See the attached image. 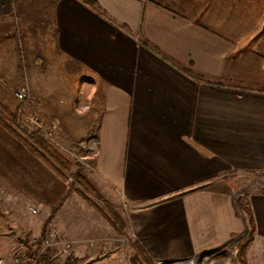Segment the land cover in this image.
Masks as SVG:
<instances>
[{
    "label": "crops",
    "instance_id": "obj_1",
    "mask_svg": "<svg viewBox=\"0 0 264 264\" xmlns=\"http://www.w3.org/2000/svg\"><path fill=\"white\" fill-rule=\"evenodd\" d=\"M34 1L0 0V51L17 48V19L49 18L39 59L84 81L94 180L129 205L132 240L154 262L238 264L232 244L249 226L239 201L255 226L247 264H264V189L251 177L264 170V0ZM4 133L0 240L12 241L61 183ZM66 201L56 229L88 263L100 219L84 202L65 218Z\"/></svg>",
    "mask_w": 264,
    "mask_h": 264
},
{
    "label": "rangeland",
    "instance_id": "obj_2",
    "mask_svg": "<svg viewBox=\"0 0 264 264\" xmlns=\"http://www.w3.org/2000/svg\"><path fill=\"white\" fill-rule=\"evenodd\" d=\"M35 1L33 5L36 4L37 1ZM21 19H17L16 33L12 37V40L16 39L19 42L17 48L15 46L13 49H7L11 56H6L5 49L0 51V116L22 135L40 131L41 135L69 160L70 164L64 171L67 179L63 180L59 177L61 183L59 200L51 204L50 199L45 197V204H50L45 210L29 213V224L25 227L27 229L11 227L9 232L13 231L12 233L18 235L14 236L12 241L0 240V253L9 256L18 248L30 253L40 252L39 244H34L32 238L45 234L47 229L53 228L58 231L55 214L67 199L69 211L65 218L70 215L75 217L80 215L81 213L73 210H75L76 202H84L92 208V212L99 217L102 225L99 230L92 232L91 235L94 237H90L88 241V263L84 260L86 256H76L72 251L70 261L73 264H148L127 228L126 214L129 205L118 201L112 193L102 192L94 180L92 158L96 152V138L94 129L85 130L83 125L85 112L89 107L84 94L86 87H80L84 81L71 79L70 72H73L76 67L70 63L55 66L44 64L39 59L38 54L47 43V35L44 32L49 18L44 19L40 12L34 11L28 18L29 23L23 24ZM18 91L24 92L25 96L19 98ZM4 135L14 137L8 131ZM83 145L85 148L82 147ZM2 146L0 142V156L4 155ZM60 146L72 155L68 152L69 155L66 154ZM75 156L86 157L83 163L88 167L80 164ZM4 163L5 161H0V164ZM78 164L83 167L82 174L97 190L96 194L85 190L75 181L74 174L79 167ZM251 177L254 179L255 172L251 174ZM249 189L251 190L250 187ZM77 190H80L102 212L87 203ZM62 198H64L62 203L56 208ZM65 212L66 209H63V214ZM63 214L59 215L58 221L64 222ZM63 237L69 239L67 236ZM237 240L232 244L235 248ZM228 259H233L232 255H228L226 261H229ZM233 260L236 261L235 257ZM167 264L176 263L168 262Z\"/></svg>",
    "mask_w": 264,
    "mask_h": 264
},
{
    "label": "trees",
    "instance_id": "obj_3",
    "mask_svg": "<svg viewBox=\"0 0 264 264\" xmlns=\"http://www.w3.org/2000/svg\"><path fill=\"white\" fill-rule=\"evenodd\" d=\"M91 1V0H88ZM93 3V2H92ZM7 36H0V42L5 40ZM0 125L8 131L10 134H12L17 140H19L26 148L27 150L36 156L37 158L41 159L49 168L52 169V171L61 179L66 180L67 176L64 172L69 167V160L62 155V153L59 152L55 147L52 146V144L43 136L41 135L40 131L36 130L33 132H30L29 134L22 135L21 133L17 132L9 123H7L1 116H0ZM78 169L76 170L74 177L75 181L80 184L85 190L90 191L93 194L97 193V190L95 187L91 184V182L88 180L87 177H85L82 174L83 167L78 164ZM77 193L90 205L98 209L100 212H102L98 206H96L89 198H87L80 190H77ZM62 198L58 204L56 205V208L62 203ZM239 206L245 211L248 219V229L246 230L244 236L237 240L236 243V253H235V259L238 262V264H247L246 261V249L249 245V243L253 239L254 235V222L251 215L250 210L244 206L241 202L238 201ZM104 217H106L104 215ZM107 218V217H106ZM43 235V234H41ZM138 250L144 255L145 260L148 262V264H155L150 257L146 255L143 248L139 245ZM40 261L42 264H56L51 262L47 257L41 256ZM64 264H73L69 259L65 261Z\"/></svg>",
    "mask_w": 264,
    "mask_h": 264
},
{
    "label": "built area",
    "instance_id": "obj_4",
    "mask_svg": "<svg viewBox=\"0 0 264 264\" xmlns=\"http://www.w3.org/2000/svg\"><path fill=\"white\" fill-rule=\"evenodd\" d=\"M17 96L19 98H23L25 93L18 91ZM82 147L85 148L84 145ZM60 148H62L66 154L69 153L72 155L71 152L65 150L62 146H60ZM75 158L80 164L88 167L87 164L83 163V160L86 159V157L77 158L75 156ZM252 186L256 188L261 186L260 188L264 189V170L255 171V177L252 179ZM30 210L32 213L36 212L35 208H31ZM32 239L34 244H39L41 249L40 252L30 253L27 250L18 248L9 256H5L4 254L0 253V264H42L39 259L41 256L47 257L51 262L56 264H64L67 259L71 260L73 242L63 237L55 229H47L45 234L40 235L38 238L34 237Z\"/></svg>",
    "mask_w": 264,
    "mask_h": 264
},
{
    "label": "water",
    "instance_id": "obj_5",
    "mask_svg": "<svg viewBox=\"0 0 264 264\" xmlns=\"http://www.w3.org/2000/svg\"><path fill=\"white\" fill-rule=\"evenodd\" d=\"M161 264H167L168 262H160Z\"/></svg>",
    "mask_w": 264,
    "mask_h": 264
}]
</instances>
